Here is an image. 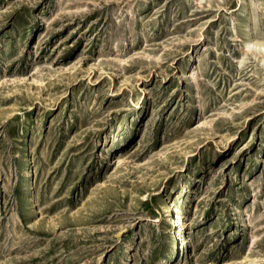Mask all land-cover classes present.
Segmentation results:
<instances>
[{
    "label": "rangeland",
    "instance_id": "obj_1",
    "mask_svg": "<svg viewBox=\"0 0 264 264\" xmlns=\"http://www.w3.org/2000/svg\"><path fill=\"white\" fill-rule=\"evenodd\" d=\"M249 41L264 0H0V264H264Z\"/></svg>",
    "mask_w": 264,
    "mask_h": 264
},
{
    "label": "bare ground",
    "instance_id": "obj_2",
    "mask_svg": "<svg viewBox=\"0 0 264 264\" xmlns=\"http://www.w3.org/2000/svg\"><path fill=\"white\" fill-rule=\"evenodd\" d=\"M246 46L247 48L251 47V48H254V49H263L264 50V44L263 43H259V42H256V41H249L246 43ZM165 209L167 210V212H170L169 211V206H165ZM174 215H175V218L173 219L172 218V215L169 214V216H171L169 218V221L171 222V224L173 226H175L174 228L177 230H174V229H171L172 230V238H173V241H172V244L175 245V243H177V241L180 240L181 244H182V249L185 251V249L188 247V243L190 241H187V237H185V223L183 222V218L180 217L179 215V212L175 209L174 210ZM173 245V248H174V252H175V246ZM176 255H178L176 253Z\"/></svg>",
    "mask_w": 264,
    "mask_h": 264
}]
</instances>
